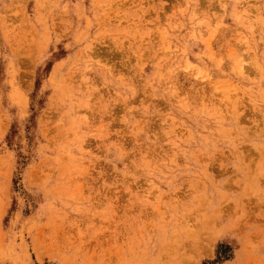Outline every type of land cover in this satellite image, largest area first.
<instances>
[{"label": "rangeland", "instance_id": "374dc122", "mask_svg": "<svg viewBox=\"0 0 264 264\" xmlns=\"http://www.w3.org/2000/svg\"><path fill=\"white\" fill-rule=\"evenodd\" d=\"M0 264H264V0H0Z\"/></svg>", "mask_w": 264, "mask_h": 264}, {"label": "trees", "instance_id": "16d2710c", "mask_svg": "<svg viewBox=\"0 0 264 264\" xmlns=\"http://www.w3.org/2000/svg\"><path fill=\"white\" fill-rule=\"evenodd\" d=\"M216 263H219V262H216Z\"/></svg>", "mask_w": 264, "mask_h": 264}]
</instances>
